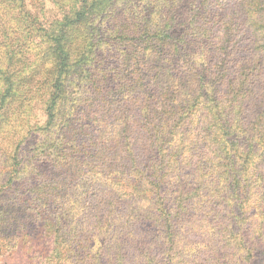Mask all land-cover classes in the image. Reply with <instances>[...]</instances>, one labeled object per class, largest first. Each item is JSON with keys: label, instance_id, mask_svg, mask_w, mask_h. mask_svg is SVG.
Returning <instances> with one entry per match:
<instances>
[{"label": "trees", "instance_id": "1", "mask_svg": "<svg viewBox=\"0 0 264 264\" xmlns=\"http://www.w3.org/2000/svg\"><path fill=\"white\" fill-rule=\"evenodd\" d=\"M27 1L0 0V263L40 223L30 264H264V0Z\"/></svg>", "mask_w": 264, "mask_h": 264}, {"label": "rangeland", "instance_id": "2", "mask_svg": "<svg viewBox=\"0 0 264 264\" xmlns=\"http://www.w3.org/2000/svg\"><path fill=\"white\" fill-rule=\"evenodd\" d=\"M27 2L29 9L46 19V22L59 16L58 8L50 0H28ZM35 110L36 117L41 119L40 121L42 122L45 116L40 105H37ZM45 240L43 226L40 223L30 224L24 230L16 248L4 257L0 264H30V255L37 246L43 245ZM258 244L255 251V260L256 262H261L264 260V254L261 255V250L264 249V246L260 243Z\"/></svg>", "mask_w": 264, "mask_h": 264}]
</instances>
